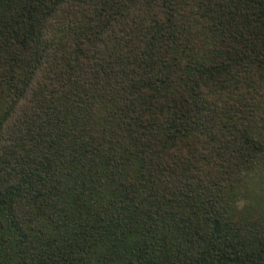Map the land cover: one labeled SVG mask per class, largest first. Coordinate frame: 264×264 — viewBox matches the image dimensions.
I'll use <instances>...</instances> for the list:
<instances>
[{"label": "trees", "instance_id": "trees-1", "mask_svg": "<svg viewBox=\"0 0 264 264\" xmlns=\"http://www.w3.org/2000/svg\"><path fill=\"white\" fill-rule=\"evenodd\" d=\"M264 0H0V264H264Z\"/></svg>", "mask_w": 264, "mask_h": 264}, {"label": "rangeland", "instance_id": "rangeland-1", "mask_svg": "<svg viewBox=\"0 0 264 264\" xmlns=\"http://www.w3.org/2000/svg\"><path fill=\"white\" fill-rule=\"evenodd\" d=\"M245 187L247 200L254 198L258 202H264V163L256 173L247 178Z\"/></svg>", "mask_w": 264, "mask_h": 264}]
</instances>
